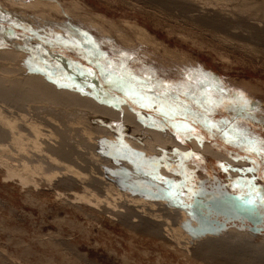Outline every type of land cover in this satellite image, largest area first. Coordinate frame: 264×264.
Returning a JSON list of instances; mask_svg holds the SVG:
<instances>
[{"label": "rangeland", "instance_id": "rangeland-1", "mask_svg": "<svg viewBox=\"0 0 264 264\" xmlns=\"http://www.w3.org/2000/svg\"><path fill=\"white\" fill-rule=\"evenodd\" d=\"M133 24L143 28L148 36L139 34ZM0 30V35L7 31L6 35L13 40L0 44V63L4 61L7 70L17 73V81H23L20 71L36 69L60 89L80 86L90 90L118 115V118L115 112L92 115L90 111L79 114L74 108L39 99L24 100V108L31 104L50 107L49 112L46 108L38 112L51 117L56 127L70 122L84 129L95 140L91 144L99 147V152L92 145L81 150L87 161L78 160L81 167L74 168L89 179H85V184L70 188L71 185L64 183L69 176L60 175V180L53 178L48 182L36 175L39 190L32 186L21 188L17 180L4 181V165L16 167L15 162L19 164L22 156L17 151L15 154L12 147L8 148L14 153L6 152L19 154V158L0 152V161L9 158L7 163L2 161L5 169L0 162V264H264V247H234L222 255L218 250L213 256H202L198 246L170 249L172 242L155 232H144L142 222H136L138 226L135 223L126 226L123 218L116 217L124 214H110L122 209L116 203L120 202L118 197L127 193L122 191V184L116 186V178L117 183H124L118 180L124 178L122 175L129 181L133 177L138 180L142 168L150 167L151 184L158 181L169 188L157 194L198 219L206 218L214 227L206 234L232 228L241 233L247 231L254 244L264 239V144L260 143L264 140V0H0ZM129 72L136 81L129 77ZM148 76L157 84V90H161V85L171 86L168 95L183 103L188 109L186 116L178 114L169 119L157 110L164 97L150 101L140 87ZM147 96H155V92ZM7 102L11 101L0 95V110L7 108ZM124 108L135 112L133 119L149 130L174 135L189 152L179 159L168 156L170 152L165 147L158 148L161 156L139 154V150L123 142L131 139L135 145L137 142L142 145L144 141L142 147L149 149L155 144L147 145L151 136L137 127L136 136L134 131L131 132L134 138L131 136L135 126L127 124L133 120L124 118ZM10 110L12 114L16 111ZM88 115L103 118L93 120ZM118 124L121 129L128 127L127 134L123 136ZM111 133L117 140L111 144L113 149L105 141L112 138ZM70 134L66 133L68 150L70 142L76 145L77 140ZM191 140L199 146L209 144L216 153L229 159L231 165L221 159L202 157L191 148ZM152 148L155 150L156 146ZM126 151L131 166L126 164L128 158L122 160L124 153L127 157ZM9 162L14 163L11 166ZM41 166L44 170V164ZM132 166L137 177L129 171ZM161 170L171 177L177 174L178 179L162 176ZM89 175L102 177L118 190L107 199L112 204L109 214L106 209L104 214L101 212L105 202L98 205L90 196L95 193L103 198L104 195L95 189ZM61 180L64 184L56 182ZM82 185L87 187L85 194L90 203L73 199V193L85 195ZM212 194L235 203L242 212L230 214L233 212L225 204L226 208L222 209L221 204L214 206L201 201ZM127 195L124 198H129ZM246 214L255 217V221Z\"/></svg>", "mask_w": 264, "mask_h": 264}, {"label": "bare ground", "instance_id": "bare-ground-1", "mask_svg": "<svg viewBox=\"0 0 264 264\" xmlns=\"http://www.w3.org/2000/svg\"><path fill=\"white\" fill-rule=\"evenodd\" d=\"M132 27L134 29H137L139 34H141L143 36H146V35L148 36V34L145 32V30L143 28L137 26L136 24H133ZM2 32H3V30H2ZM6 32H5V35H3L1 33V35H3V36L0 35V44L13 41V40L9 39V38H11V36L6 35ZM7 37H8V39H7ZM26 41H28V40H26ZM26 41H24V42H26ZM22 45H23V43H22ZM1 49H3V48H1ZM46 59H49V58H46ZM5 64L6 63L4 61L0 63V95L4 99H7L8 101H11V102L10 103L7 102L8 103V106H7L8 109L5 108V106H4L3 108L1 107L2 109L0 110V152H1V154L3 152L6 154L8 153L7 156L11 155L14 158V155L16 154V151H17V153H19L22 157H20V159H18L20 162L19 164H17V162H15L16 167L14 165V168L10 167L6 164H5L6 166L4 165V163H7V160L9 159L8 157H7L8 159L2 160V161H4V163H2V161H0L2 163V167H3V165H4V167H6V170H5L6 172H4L6 175L4 174L5 177L3 178V180L4 181H6V180H8V181L9 180L10 181L11 180H17V182L21 186V188H27L29 186H32L36 190L39 187V184L36 182V179H34V176H36V175L40 176V177H38V176L37 177L41 178L43 180L45 178L48 182L49 181L51 182L53 178L59 179L60 175H62L63 177L69 176L68 178H65V179L63 178V179H64V183L67 184V186H68V184L71 185V187L68 186L70 188L77 187L78 184H83V183L85 184V179L87 178L86 175H83L81 172L77 171L76 168H74V167L76 166L77 169L79 167H81V165L79 164L80 161L78 162V160H81L83 163H85L87 161L85 154H82V153H84V152H82V151H84L82 149L84 147L85 148H87V147L92 148L89 145H92L91 142L95 141V140L90 139L88 137L89 133L86 134L84 129H80L81 127L79 128L76 125L74 126L73 123L69 122V124H67V125L66 124H64V125L59 124L56 127V124H55L56 122H54L51 119V117L47 118L48 116L44 115L43 111H41V114H43L44 116H41L40 113L38 112V110H42L43 108H46L47 111L49 112V111H51L50 107H48L46 105H39L38 104V106H37V105L31 104L30 106H27L24 108V105H25L24 100H26V99L28 100L31 98L39 99L43 102H47V103L49 102V104L68 107V108H74L75 111H77L79 114L80 113L84 114V111H86L87 113L90 111V113L93 112L92 115H94V113L95 114L98 113V115L99 114L108 115L110 113L111 114L114 113L115 112L114 109H112L111 107L104 104L105 100L101 99L95 93H90L89 92L90 90L85 91V90H87L86 88H85V90L83 88H80V86L79 87H72V88H68V89H65L64 87H63L64 89L58 88L56 83H54V82L51 83V82H49V80H46L48 78L45 79L42 75L39 74V71L38 72L36 71V69L34 71H26V72L20 71V73L21 72L22 73L19 75H20V78L21 77L23 78V81L19 82L16 80V77H15V75H17V73L12 74L13 71L7 70V67H6L7 64L6 65ZM53 70H55V68H53ZM22 78L20 80H22ZM13 105L16 107H13ZM10 107H12L13 109L14 108L16 109V111L13 110V111H15L13 114L11 113L12 110H10V109H12V108H10ZM124 110H125V111H123V113H125L124 118H126L128 121L133 120V121H131V123H127V124H132L133 126H135V129L133 127L134 130L130 127V130L132 129V131H130L128 129L130 131V134H132L131 136L134 138L133 133H131V132L134 131V135H135V132L136 133L138 132L137 128H139V130H141L140 132H142V130H143L144 132H146V134L151 136L149 139L147 138V140H148L147 145L149 144V146H151L150 144L153 143L155 145H152V146H156V149L153 150L154 147L151 149L152 146L150 147V149L148 147L146 148V146L142 147V145L144 144V141H143L142 145L139 144L140 146L137 144L138 142L135 145L134 141L131 139L129 140L128 143L126 141L123 142V143H126L127 145H129L131 147H134L136 150H139L138 151L139 154L140 153L145 154L147 157L152 156V155H160L161 156V152H160V150H158V148L159 147L160 148L165 147L168 150L167 152H170V154L168 153L169 154L168 156L171 155L173 158L179 159V157L184 155L186 152H189V148L186 147L185 145H183L182 143H180V141L177 140L174 135L171 136L167 132H160V131L157 132V131H154L151 129L149 130L148 128L142 126L140 123H137L136 120H134L135 118L133 119V115L135 114V112L131 111V109H129V108H124ZM3 112H5L7 114H3ZM48 112H47V114H49ZM64 113H66V112L64 111ZM90 113H88V114H90ZM115 113H116L115 116L118 118L117 112H115ZM66 115H68V114H66ZM100 116L99 117L96 116L98 118V120L101 117L103 118V116H101V117ZM115 116H112V117L115 118ZM88 117H90V116L88 115ZM96 117L92 116L90 118L93 119ZM107 120H108V117H107L106 121ZM116 120L118 121L119 119H115V121ZM134 121L136 124L134 123ZM119 124H118V127H120ZM137 124H139V125H137ZM139 126H141V127H139ZM123 128L121 129V127H120L119 130L123 131L122 133L124 136V134H127L126 130L128 127L125 129H123ZM104 131H105V129H104ZM87 132H89V131H87ZM100 132H101V130H100ZM66 133L67 134L72 133V134H74L73 137L75 136V138H77V140L74 141V143L76 145H72L73 143L70 142L71 145H69L70 146L69 150L66 149L68 146V142H69V141H67L68 138L66 137ZM106 134L108 135L107 132H105V135ZM112 134L113 133H111V135ZM128 134H129V132H128ZM164 134H166V136ZM109 136H107V137H109ZM69 137H71V136H69ZM73 137H72V139H73ZM111 137H112L111 139L107 138L105 140L107 142L106 145H108V144L114 145L117 143V140L114 138V136L112 135ZM137 138H140V137H137ZM89 139L91 141H89ZM102 140H104V139H102ZM144 140H146V139H144ZM51 141H54V142H51ZM98 141H100V139ZM139 141H140V139H139ZM122 144H120V145H122ZM189 144L191 145V148L194 151H197L198 153H200L201 156L202 155L205 157L208 156V157H212L213 159L217 158V160L221 159L223 162H225V163L227 162L230 164L229 159H227L223 155L216 153L209 146V144L199 146V144L196 143L195 140H191ZM118 145H119V143H118ZM92 146H94V145H92ZM123 146H124V144H123ZM8 147H10V148L12 147V149L15 150L14 155L11 154L13 150L11 151ZM27 148H30V150ZM94 148H95V146H94ZM96 148H97V146H96ZM98 148H97V151H98ZM127 148H129V147H127ZM134 148H129V149L132 150ZM112 149H113V146H112ZM6 150L10 151L11 153L6 152ZM105 151H108V150H105ZM117 152H119V151H117ZM132 152H133V154L135 153L134 151H132ZM13 153H14V151H13ZM87 153H88V151H87ZM107 153L110 154V151H108ZM112 153H113V150H112ZM126 153H127V151H126ZM98 154H96V155H98ZM18 155L17 156L15 155L16 158H19ZM124 155H125V153H124ZM124 155H123L122 160L124 158H126V159L128 158V161L126 160L127 161L126 164H130V166H131V163H130L131 160L128 156V153H127V157H124ZM131 155H132V153H131ZM88 156H89V154H88ZM140 156H142V155H140ZM142 157H145V156H142ZM10 159H11V161H14V160H12V157ZM140 159H141V157H140ZM158 159H160V158H158ZM122 160L120 161L121 163H122ZM26 161L27 162L29 161L28 163H30V164L32 162L38 163V164L32 165L33 164L32 163L31 166H29ZM96 161H98V159L95 160V162ZM160 161L161 160H159L158 162H160ZM1 163H0V166H1ZM9 163L13 164L14 162H9ZM105 163H107V162H105ZM132 163H134V162H132ZM137 163L139 164L138 160H137ZM12 164H11V166H12ZM41 164H44V168H45L44 170L42 167L43 165L41 166ZM157 164L158 163H156L154 165L156 166ZM17 165L20 166V168H18ZM148 165H150V164L148 163ZM232 165H235V164L232 163ZM139 166H141V164ZM187 166H189V165H187ZM239 166L241 167V165H239ZM107 167H109V166H107ZM132 167H130V168L128 167V168H129V171L131 170L133 173V172H135V169H134V167L133 168ZM122 168H124V165L122 166ZM149 168L144 167V168H142L143 170L141 169L142 170L141 172L139 171L141 173V178H143V180H140L141 178H139V176L138 177L136 176L137 171L135 172L136 174L134 176H136L138 180H136V178L134 179V177L131 175L133 178L130 179V181H131L130 182L129 180L124 179L126 175H122V174L121 175L124 176V178L121 177L119 174H116V175L117 176L119 175L118 177L119 178L121 177V178L118 180H120V181L124 180V183H117L116 182L117 178L115 175L114 176L116 178V181L113 179L111 180V181H115L114 183L117 184L116 186H120L122 184L121 185L122 191L124 190L128 193V195L126 193L125 196L127 195V197H129V198H124L125 196L124 197H122V196L118 197L119 200H117V201H120V202L116 203V204H119V205H116V207H119L122 209L119 211L118 210L111 211L112 213L110 212V214L115 215V216L118 214L119 215L124 214L122 216H116V217L117 218L119 217L121 220L123 218V221H125V222H122V223H124V224L127 223L126 226L127 225L133 226L132 225L133 223L136 224V222H140V223L142 222L143 226L146 228V230L143 228L145 230L144 232H146L147 230L149 231L148 233H150V232L154 233L155 232L154 234H156V233H157V235L159 234L160 236L159 235L158 236L160 238H162L163 240L165 238L168 241L172 242L174 245L173 246L171 245L172 247L169 246L170 249L171 248L173 249V247H175V246L187 249L188 245H189V247L191 245H195V246L200 247L202 256H207V255L213 256L216 254V251H218V250H219L220 254L222 255V253L225 254V252H227L229 249H234V247H240V248L249 247V248H254V249H256V246H260V247H258L259 249L261 247H264V239H262L257 244H254L252 235L249 233H246L247 231L241 233L242 231L239 232L237 230L229 228V230L227 229V231L222 232V231L217 230L218 231V233H217V232H215L216 231L215 230L214 233L206 234L208 232L210 233L213 230L214 227L211 226L212 223L207 221V219L204 217H199V219H198L195 217V215H192V213H190L187 209H184L183 207H179L175 203L160 197V195H158L157 193L163 192L164 190H166V188L168 186L165 187V185L161 184V182H158V181L151 184V181L153 182V180L151 179V181H150L149 179L153 178V176L150 174ZM161 169H163V168H161ZM122 170L123 169H121V171ZM109 171H111V170H109ZM124 171L127 172L128 170L124 169ZM96 173H98V172H96ZM116 173H119V172H116ZM121 173H123V171ZM129 173L132 174L131 172H129ZM140 173H138V174H140ZM142 173L145 176H143ZM161 173H162V176H170L171 177V175L168 174L167 172H165L164 170ZM98 174H100V173H98ZM127 175H129V174H127ZM74 176H76L79 179L75 178ZM90 176L91 175H89V178H90ZM175 176H173L174 179H178V177L177 176L175 177ZM173 177H171V178H173ZM129 178H130V176H129ZM78 180L81 182H79ZM86 180L88 181L89 179H86ZM91 180L96 185L95 189L99 193H101V194L103 193L104 196H103V198H99V197H97V195H95V193L90 195L89 192H88V195H90L91 197H94V199H96L95 201L97 202L98 205L101 202H105V204H104L105 207L103 206L104 207L102 209L103 211H101L104 214L106 212V210L108 211V209L110 208V205H112V204L108 203L107 199L109 197H111V195H113V197H114V195L116 194V193L114 194V192L118 191V190H116L113 187L112 183L107 184L108 182L106 183V181L104 179H102V177L91 176ZM125 180L128 182H125ZM76 181H78V182H76ZM56 182H58L59 184L63 183L62 180L60 182L59 181H56ZM118 184H120V185H118ZM88 186H89V184H88ZM80 187L83 188V193L87 194V187L83 186V185ZM167 189H169V188H167ZM90 193H92V191ZM86 194L85 195H82V194L78 195L77 193H75V194L73 193L72 196H73L74 201L79 200L82 202L84 201L85 203L86 202L90 203L91 201L87 197ZM58 195H60V194H58ZM117 195H119V194H117ZM201 201H204L205 203L209 202L210 204H212L214 206H216L217 203L221 204L222 209H224V208H226V206H228L229 210H231L229 212H233L230 214H234V213L236 214V212H237V214H239L242 212V211H240V208L238 207V205H236L233 202L228 203L226 198H224V197L221 198L218 195L213 196V194H212V196H208L206 198H203V200H201ZM113 208H115V207H113ZM119 208H116V209H119ZM104 209H106L105 212H104ZM123 209H124V211H123ZM109 210H112V209H109ZM229 212H228V214H229ZM108 214H109V211H108ZM246 215L248 218L255 221V217L251 216L250 214H246ZM131 218H133V221L132 220L130 221ZM120 223H121V221H120ZM142 227H141V230H142ZM238 229H240V228H238ZM181 242H182V244H180ZM217 248H219V249H217ZM247 252L248 251H246V253ZM244 256H245V254H244ZM244 256H242V257H244ZM260 256H261V254H260Z\"/></svg>", "mask_w": 264, "mask_h": 264}, {"label": "snow or ice", "instance_id": "snow-or-ice-1", "mask_svg": "<svg viewBox=\"0 0 264 264\" xmlns=\"http://www.w3.org/2000/svg\"><path fill=\"white\" fill-rule=\"evenodd\" d=\"M129 77L136 81L137 78L133 76L130 72L128 73ZM121 80L124 79L123 76L120 77ZM139 83V81H137ZM140 87L144 89L145 96L150 101H155L157 96L164 97V100L160 103L158 106V111L164 112L166 116H168L169 119L172 118L174 115L182 114L187 115L188 109L183 106V103L181 101H178L176 99H172L168 95L167 89L171 86L168 85H161V90H157V84L152 82L151 76L145 77L144 83L140 84ZM155 92V96H147V93ZM167 101H171L168 103ZM245 106H247V102L245 101ZM209 127H212L211 125ZM251 142V141H250ZM261 144H264V140L260 141ZM264 203V201H262Z\"/></svg>", "mask_w": 264, "mask_h": 264}]
</instances>
